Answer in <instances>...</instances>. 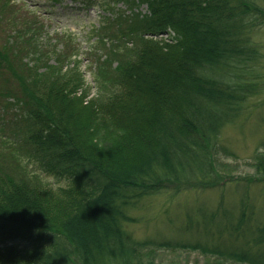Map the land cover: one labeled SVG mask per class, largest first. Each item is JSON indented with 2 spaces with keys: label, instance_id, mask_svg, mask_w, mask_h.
<instances>
[{
  "label": "trees",
  "instance_id": "obj_1",
  "mask_svg": "<svg viewBox=\"0 0 264 264\" xmlns=\"http://www.w3.org/2000/svg\"><path fill=\"white\" fill-rule=\"evenodd\" d=\"M131 1L147 5L149 15L117 19L126 32L118 38L105 35L112 44L95 67L108 70L107 79L111 63L117 62L114 84L131 85L132 93L145 99L139 106L144 112L127 118L124 139L107 142L105 152L92 151L99 160L89 156L91 145L75 128L81 109L77 115L74 105L87 89L78 66L73 67L77 55L64 44L56 50L54 43H43L37 32L41 22L29 14V26L17 37L3 33L0 65L7 67L0 69V108L12 107L17 116L6 141L16 149L1 155L2 161L10 159L0 164V264H153L138 256L150 250L264 264L262 209L256 211L257 204L247 199L218 202L213 210L202 207L209 226L202 241L182 224L181 230L192 232L188 240L153 235L139 241L126 230L143 198L218 187L213 155L233 156L221 142L223 130L238 123L248 98L264 93L263 45L253 39L264 27V0ZM130 25L135 28L131 33ZM154 27L163 33L187 28L176 54L158 55L153 39L142 36L155 33ZM123 44L132 45L126 59L120 54ZM25 119L31 133L21 142ZM141 121L146 135L137 125ZM21 151L40 173L65 182L67 189L40 192L44 181L26 172ZM257 162L264 170V157ZM245 181L252 182L250 177ZM12 244L25 250L1 252Z\"/></svg>",
  "mask_w": 264,
  "mask_h": 264
},
{
  "label": "rangeland",
  "instance_id": "obj_2",
  "mask_svg": "<svg viewBox=\"0 0 264 264\" xmlns=\"http://www.w3.org/2000/svg\"><path fill=\"white\" fill-rule=\"evenodd\" d=\"M1 2L5 7H0V17H2L0 47L5 41L3 33L6 38L14 39L18 33H22L29 26L25 22V19H28L26 14H29L31 19L39 17L43 23H39L41 32L39 29L37 30L40 37H43V43L45 41L49 45L54 43L56 47L52 45L51 48L56 50H60L62 47L59 45L63 46L64 44L69 47V51L72 49L71 53L77 55L73 67L78 66V72L82 74L87 89L79 99V104L74 105L76 114L81 109L80 117L77 118L79 126L75 128L82 134L81 139L86 141V146L91 145L87 146L88 149L90 148L89 156L94 159L93 156L97 152L106 151V147L109 146L107 142L113 143L116 140L124 139L123 135L127 133L124 131L125 127H129L126 122L127 118H134L137 114L144 112L139 106L145 99L139 98L137 94L135 96V93H132L131 85L114 84L117 73L112 71L117 62L111 63V77L105 79L104 73L109 71H98L95 61L98 58L100 63L101 57L105 56L106 50L112 44L105 35H109L110 38H118L119 35L123 36L126 32L125 27L119 28L116 20L130 19L134 14L145 18L149 15L147 5H140L131 0L128 2L124 0H0V4ZM2 10H6V13H3ZM126 28L130 33L135 29L134 25ZM119 30L121 31L119 32ZM153 30L155 33L141 34L149 41L153 39L152 41L155 43L153 46L157 51H161L158 55H162L164 58L166 55L170 57L176 54L187 34L186 27L174 30L168 28L164 33L161 32L164 30L159 27H154ZM256 31L253 39L257 44L263 45L259 50L263 56L264 27ZM173 38L176 40H172ZM123 40L128 41L127 37H123ZM99 41H102L100 43L103 44H100ZM131 48V44H123V49H120L121 58L131 57L129 52ZM61 59L63 62L65 61L64 58L61 57ZM163 63L160 65H167L165 62ZM46 64L53 67L54 63L47 62ZM6 67L0 65V69L5 71ZM51 71L52 68L47 70L45 73L47 77ZM6 81L8 82V80ZM79 95L80 92H77V96ZM0 100L2 101L4 98ZM244 108L238 123L226 127L221 136V142L232 152L233 156L225 158L217 154L213 155L212 162L217 174L218 187L205 192L182 191L177 197L164 192L141 199L137 210L130 214L132 221L126 226V230L135 240L142 241L153 235H160L159 239L174 236L173 239L188 240L192 232L186 231L187 229L181 230L182 224L184 228L191 226L194 230V238L202 241L207 237L203 230L209 228L207 217L203 214L205 209L202 207L213 210L216 209L218 202L224 205V202L238 204L247 199L249 202L257 204L256 211L260 212L262 209L260 217L264 221V170L259 168L257 162L258 157H264V93L248 98ZM16 116L17 110L12 107L0 108V164L2 165H5L10 158L2 161L1 155L15 151L16 146L13 143L4 142L5 134L1 129L12 127ZM87 121V126L80 129V125H84ZM25 125L21 133L23 134L21 142H24L25 135L27 138L31 133L29 122L26 119ZM137 125L141 127L143 135L148 133L147 128H143L144 121ZM2 142L4 143L2 144ZM20 155L22 166L28 168V170L25 169L26 172L37 173L39 179L44 181L43 186L39 189L40 192L47 195L55 190L67 189L68 186L65 182L40 173L33 163H29L24 151H21ZM231 176L234 177L232 181L228 178ZM248 177L252 182L246 184L245 180ZM225 180L227 182H224ZM219 221L224 223L222 217L219 218ZM19 247L15 244L5 245L1 252L11 255L12 252L25 250V247ZM138 256L143 263L151 261L153 264H233L204 258L199 255V252L189 251L179 253L150 250L141 252Z\"/></svg>",
  "mask_w": 264,
  "mask_h": 264
}]
</instances>
